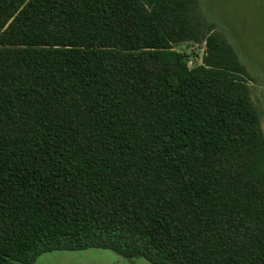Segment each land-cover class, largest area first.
Masks as SVG:
<instances>
[{"label": "trees", "instance_id": "trees-1", "mask_svg": "<svg viewBox=\"0 0 264 264\" xmlns=\"http://www.w3.org/2000/svg\"><path fill=\"white\" fill-rule=\"evenodd\" d=\"M249 79L200 0H0V264H264Z\"/></svg>", "mask_w": 264, "mask_h": 264}, {"label": "rangeland", "instance_id": "rangeland-1", "mask_svg": "<svg viewBox=\"0 0 264 264\" xmlns=\"http://www.w3.org/2000/svg\"><path fill=\"white\" fill-rule=\"evenodd\" d=\"M203 15L222 30L251 74L255 105L264 129V0H200ZM178 49L190 56V66L202 64L206 45L185 43ZM36 264H153L145 258L127 259L103 248L57 250L40 256Z\"/></svg>", "mask_w": 264, "mask_h": 264}]
</instances>
